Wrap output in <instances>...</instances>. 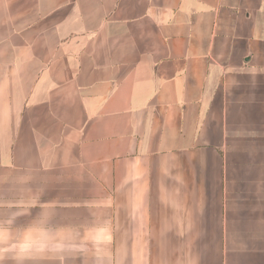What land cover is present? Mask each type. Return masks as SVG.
<instances>
[{
    "label": "crops",
    "instance_id": "obj_1",
    "mask_svg": "<svg viewBox=\"0 0 264 264\" xmlns=\"http://www.w3.org/2000/svg\"><path fill=\"white\" fill-rule=\"evenodd\" d=\"M0 264H264V0H0Z\"/></svg>",
    "mask_w": 264,
    "mask_h": 264
},
{
    "label": "rangeland",
    "instance_id": "obj_2",
    "mask_svg": "<svg viewBox=\"0 0 264 264\" xmlns=\"http://www.w3.org/2000/svg\"><path fill=\"white\" fill-rule=\"evenodd\" d=\"M8 48L6 47L5 48V46L3 45V41H2V39H0V71L2 70V56L5 54V55H9V53H8ZM1 82V81H0Z\"/></svg>",
    "mask_w": 264,
    "mask_h": 264
},
{
    "label": "built area",
    "instance_id": "obj_3",
    "mask_svg": "<svg viewBox=\"0 0 264 264\" xmlns=\"http://www.w3.org/2000/svg\"><path fill=\"white\" fill-rule=\"evenodd\" d=\"M65 264H79V263L74 262V261H68V262H66Z\"/></svg>",
    "mask_w": 264,
    "mask_h": 264
}]
</instances>
